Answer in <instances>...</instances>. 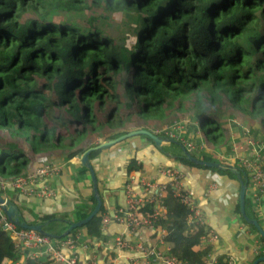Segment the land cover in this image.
Listing matches in <instances>:
<instances>
[{
	"label": "trees",
	"instance_id": "16d2710c",
	"mask_svg": "<svg viewBox=\"0 0 264 264\" xmlns=\"http://www.w3.org/2000/svg\"><path fill=\"white\" fill-rule=\"evenodd\" d=\"M116 11H125L138 25L131 48L125 45L126 35H113L109 13ZM186 115L195 117L204 141L214 148L221 146L218 136L230 132L234 119L247 125L253 137L264 134V0H0V179L25 175L35 162L69 160L98 145L101 137L150 130ZM235 129L243 133L237 124ZM230 150L228 145L226 152ZM102 151H93L90 159ZM192 154L217 160L205 150ZM175 161L225 175L237 182L236 191L240 188L230 171L185 158ZM143 169L136 157L130 159L129 173ZM72 176L82 181L91 175L80 165ZM7 193L0 190L2 196ZM102 198L101 211L70 236L87 229L91 237H100L108 210ZM91 202L79 203L73 221L91 213L94 196ZM250 202L246 196V214L262 226ZM164 205L166 216L159 223L166 229L169 254L188 264H205L211 250L203 248L202 238L211 229L188 225L191 206L175 197L171 187ZM84 206L87 210L79 211ZM151 207L146 201L140 212L149 214ZM235 212L240 214L238 197ZM241 219L264 244L257 228ZM21 220H50L44 229L57 236L53 239L67 237L61 234L68 223L55 215H22ZM85 242L81 236L76 244ZM14 245L0 229V264H14L25 255ZM215 264L229 263L221 258Z\"/></svg>",
	"mask_w": 264,
	"mask_h": 264
},
{
	"label": "crops",
	"instance_id": "0c3cea01",
	"mask_svg": "<svg viewBox=\"0 0 264 264\" xmlns=\"http://www.w3.org/2000/svg\"><path fill=\"white\" fill-rule=\"evenodd\" d=\"M195 121L196 123L193 125L195 131H197L199 127L196 119ZM162 127L154 126L150 130L154 133ZM189 130L192 134L191 127H189ZM235 130L240 135L239 130ZM199 136H201V131ZM134 137L136 138H128L104 149L101 154L91 160L97 174L100 193L106 197L104 205L113 216V219L102 228L99 238L91 237L87 233V229L81 230L82 236L86 239L84 244L87 245V248H83L82 245L76 247L75 253L78 256V262L84 264L92 255L97 258L98 264H150L141 258L133 259L128 251L115 248L114 238L125 231V223L114 217L119 209H125L120 205V203H123V198L120 195L122 191L126 195V205L129 185L132 186L135 192L144 195L143 181H150L155 184L166 182L167 179L159 173V168L169 166V168L176 169L183 175L186 190L194 195L197 206L204 213L205 224L217 236L214 242L202 240L203 248H207V251L211 250L223 257L233 256L237 260V264H252V260L256 257L253 249L257 242L260 243V240L245 225L241 219V213L235 212L236 198L239 195V190L236 191L237 182L212 171L183 166L175 161L176 158H172L165 154L163 150H160L151 139ZM204 143L207 152L218 160V152L222 151L220 150L222 148L216 149L214 146ZM171 147L173 154H177L178 149L175 143L163 144V148L167 151H170ZM79 152L70 156L69 160H56L63 164L64 168L59 176H55L49 181L56 191L53 198L41 200L33 196L22 195L13 189L8 190L7 197L14 200L22 215L30 218L55 215L57 219L64 220L68 225L75 222L73 218L78 211L79 203L84 201L85 204H91V197L93 196L91 176L82 181H78L72 176L73 172H77L81 165L79 161L81 153ZM194 153L199 154L200 150ZM133 157H136L139 163H143L144 169L142 171L128 172V165ZM36 163L38 162L34 164ZM213 183L216 186L212 187ZM210 189L211 191L206 193ZM250 195L251 192L247 189L246 196L251 201L252 211L262 220V227H264V195H261L260 201L257 203L252 200ZM84 210L85 206L79 211ZM158 224L159 226L156 227L144 226L137 232L125 234V236L134 242L142 241L145 244L170 248L171 245L163 239L166 234L163 233V230L166 229L162 227L161 223ZM259 264L264 263L260 262Z\"/></svg>",
	"mask_w": 264,
	"mask_h": 264
},
{
	"label": "built area",
	"instance_id": "2783aa9c",
	"mask_svg": "<svg viewBox=\"0 0 264 264\" xmlns=\"http://www.w3.org/2000/svg\"><path fill=\"white\" fill-rule=\"evenodd\" d=\"M193 117V116H192ZM195 119V117H193ZM198 124V123H197ZM191 123L184 118L175 120L170 124L157 129L154 133L163 137L174 140L179 152V147L183 146L191 153L197 150H205L203 141H196L195 137L200 135V129L193 131L191 134L189 127ZM244 137L243 143L246 147L233 142L230 153H226L224 148H216L222 151L218 152V161L236 164L243 168L248 180L247 189L251 192V198L255 203L260 201L261 195H264V141L253 137L246 132L237 137L240 141ZM201 137V136H199ZM198 138V137H197ZM240 148L242 151L240 152ZM243 154H246L243 157ZM63 164L61 163H36L32 170L10 181L0 179V190L7 193L9 189H13L18 193L26 196H33L41 200L51 199L56 195L55 189L50 185L49 181L55 176H59L63 172ZM159 173L166 177V182L155 184L150 181H143L144 195L138 194L132 188H127L126 209H119L114 218H118L125 223V231L118 234L114 238L116 249L130 252L133 259L141 258L150 264H188L176 256L169 254L170 248L158 245L145 244L142 241L134 242L128 239L125 234H133L144 226H155L160 222V218L166 216V206L164 198L167 188L171 187L175 197L191 206V212L187 217L189 226L205 224V216L201 208L197 206L194 195L186 190L183 181V175L176 169L161 166ZM216 186L213 183L212 187ZM207 191L206 193H209ZM4 197H7L5 195ZM152 204V210L149 214L141 213V208L145 202ZM258 209V207H257ZM113 219L109 210L102 216L101 227ZM0 229L7 231L14 242V246L18 250L26 252L21 260L14 264H24L25 258L40 257L51 260L50 264H80L78 262L76 241L82 236L78 231L74 236L67 235L63 240H54L52 237L42 234L36 230L24 229L11 221L3 210L0 203ZM166 233V230H163ZM216 234L213 230H209L202 240L214 242ZM261 243V242H260ZM256 243L254 246L255 256H261L264 253V244ZM83 248H87L86 244H82ZM264 256V255H263ZM224 258L229 264H237V260L233 256L223 257L215 252H208L205 256V264H215L219 259ZM84 264H98L95 256L89 257Z\"/></svg>",
	"mask_w": 264,
	"mask_h": 264
},
{
	"label": "water",
	"instance_id": "95a60500",
	"mask_svg": "<svg viewBox=\"0 0 264 264\" xmlns=\"http://www.w3.org/2000/svg\"><path fill=\"white\" fill-rule=\"evenodd\" d=\"M138 135H145L148 136L154 143L155 145L160 149L163 150L165 154H168L172 158H185L197 165L200 166H205L207 168H216L224 171H230L237 179L239 183V203H240V213L242 217L249 223L254 225L261 236L264 238V228L260 225L259 221L257 219H251L247 216L246 210H245V202H246V194H247V185H248V180L246 177V173L243 168L239 167L236 164L228 163V162H221V161H210V160H202L196 156H194L190 151H188L185 147L180 146L179 147V152L177 154H173V149L172 147L170 148V151H165L163 148V144L165 143H174L175 141L163 137L160 135H157L153 133L152 131L148 129H134L131 130L125 134H122L116 138L113 139H106L103 142H99L98 145L96 146H91L88 149H86L84 152H82L79 155V161L81 166L87 168L90 172L91 175V180H92V185H93V196L96 199V205L91 211V213L84 219L80 221H75L71 222L68 226V228L61 234V236H67L69 235L74 229L79 228L87 224L89 221H91L102 209L103 205V198L99 190L98 186V178L96 171L91 163L90 155L93 151L96 150H104L107 149L117 143H120L128 138L138 136ZM121 197L123 198V203H120L121 206H123L126 209L125 201H126V195L125 192L122 191L120 193ZM0 203L2 204L3 210L6 213L7 217L16 223L18 226L24 229H31V230H36L42 234L48 235L52 238L57 237L56 235L46 231L44 227L48 225L49 220L47 222H39L37 224H30L27 223L23 220L22 218V212L19 209V206L11 201L8 197H4L0 194ZM260 262H264V256H261L257 258L252 264H259Z\"/></svg>",
	"mask_w": 264,
	"mask_h": 264
},
{
	"label": "rangeland",
	"instance_id": "374dc122",
	"mask_svg": "<svg viewBox=\"0 0 264 264\" xmlns=\"http://www.w3.org/2000/svg\"><path fill=\"white\" fill-rule=\"evenodd\" d=\"M109 14L111 15V19H112L113 24H114V32H113V35L116 36V37H118L120 34L126 35L127 40L125 42V45L127 47H129V48L133 47V45L136 42L137 33L139 31L138 25L136 23H134V22H130L129 21V18H127L125 11H116V12L109 13ZM192 116L193 115H186L185 117H182V118H184L185 120L189 121L191 123L190 127L192 128L193 131H195V126L193 124H195L196 121L193 118L194 116L193 117ZM235 124H237L238 126H240L241 130L243 129V135H244V132H249V130H250V128L247 125L241 123L240 120L239 121L237 119L232 120L231 121V127L232 128L230 129V132H226L227 135L218 136V141H221L222 142L221 146H219L218 148H223L224 147V150L227 151L228 145H231L232 146V144H233L234 141H236L237 144H240L243 147H246V145L242 142L245 136H243L240 141L237 140V137L239 136V134L235 130ZM219 133H222V130H219ZM235 134H237V135H235ZM263 135H260V137L257 138V139L264 140V136ZM106 139H108V138L107 137H101V138H99V142H103ZM195 140L196 141H203V142H205L204 139H203L202 134H201V137L196 136L195 137ZM214 147H216V146H214ZM241 151H242V149L240 148V152ZM245 156H246V154H243V157H245ZM57 161H55V163H58Z\"/></svg>",
	"mask_w": 264,
	"mask_h": 264
},
{
	"label": "flooded vegetation",
	"instance_id": "af4514ba",
	"mask_svg": "<svg viewBox=\"0 0 264 264\" xmlns=\"http://www.w3.org/2000/svg\"><path fill=\"white\" fill-rule=\"evenodd\" d=\"M197 123H198V121H197ZM198 127H199V125H198Z\"/></svg>",
	"mask_w": 264,
	"mask_h": 264
}]
</instances>
